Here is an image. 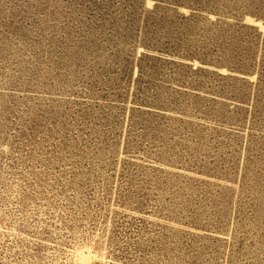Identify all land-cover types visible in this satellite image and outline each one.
<instances>
[{
    "label": "rangeland",
    "instance_id": "rangeland-1",
    "mask_svg": "<svg viewBox=\"0 0 264 264\" xmlns=\"http://www.w3.org/2000/svg\"><path fill=\"white\" fill-rule=\"evenodd\" d=\"M0 264H264V0H0Z\"/></svg>",
    "mask_w": 264,
    "mask_h": 264
}]
</instances>
